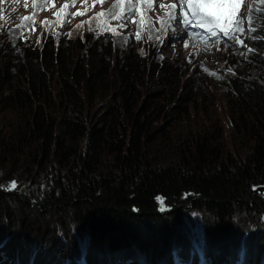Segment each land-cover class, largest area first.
Segmentation results:
<instances>
[{
    "label": "trees",
    "instance_id": "obj_1",
    "mask_svg": "<svg viewBox=\"0 0 264 264\" xmlns=\"http://www.w3.org/2000/svg\"><path fill=\"white\" fill-rule=\"evenodd\" d=\"M256 36H264V21ZM25 46L11 42L0 46V115L17 116L0 140V154L11 158L0 169L16 167L24 172L23 181L34 182L37 173L56 164L59 176L50 196L37 198L42 210H34L29 195L0 190V221L36 213L52 216L63 236L70 225L88 229L97 241L86 254V264H107L104 256L119 251L129 257L161 255L168 248V235L154 238L151 232L162 224L164 207L191 203L194 211L221 226L219 233L233 231L234 216L252 209V203L253 211L264 214V201L252 195L254 187H264V40L253 38L251 48L256 51L250 54L245 73L228 82L232 146L245 149L242 160L225 152L224 132L217 123L214 130L189 133L170 165H159L149 151L183 114V106L193 99L192 90L184 86L180 94L160 90L142 94V75L135 74L136 68L125 60L118 69L111 66L106 62L110 48L105 52L98 43L94 48L101 56L95 57L89 46L84 61L72 58L76 55H70V46L46 40L33 48ZM114 68L116 78L111 80ZM53 75L59 87L56 94ZM31 223L29 219L28 233ZM218 246L228 254L224 241ZM63 253L60 247L53 250L58 259ZM253 253L251 248L249 254ZM250 255L242 264H264ZM2 258L0 264H9V256ZM39 261L35 264H43ZM168 262L175 264L171 256ZM224 262L222 258L216 264Z\"/></svg>",
    "mask_w": 264,
    "mask_h": 264
},
{
    "label": "rangeland",
    "instance_id": "obj_2",
    "mask_svg": "<svg viewBox=\"0 0 264 264\" xmlns=\"http://www.w3.org/2000/svg\"><path fill=\"white\" fill-rule=\"evenodd\" d=\"M137 1L147 3V0H123L122 3L118 0H0V46L2 42H11L15 47L19 43L25 44V48H33L36 43L46 40L55 46H70V55H76V58L72 57L75 61L86 59L85 52L89 46L95 50V57L101 56L98 49L94 48L97 43L105 46V52L110 48L109 59L105 61L111 63V66L115 65L117 69L120 61L124 60L135 67V74L139 77L142 75L139 85L142 94L159 90L164 94H180L184 86L192 90L193 99L183 106V114L168 129V135L159 140L157 147L149 151L159 161V165H170L175 160V153L181 151L189 133L200 129L214 130V124L217 123L224 132L225 152L236 153L241 161L245 149L232 146L228 82L245 73L251 53L246 57L239 53L251 48L253 34L261 28L264 14H253V25L257 29L255 32L233 33L238 40L243 41V45L236 44L232 47L233 42L227 40L224 32L213 34L207 28L191 24L185 28L179 19H170L173 13L180 17V0H166L170 6L177 5L176 9L170 8L168 11L154 12L143 6H133L128 10H133L134 14L128 16L126 7L138 4ZM250 7L264 8V5L256 0H242L237 9V14L243 18L239 24L241 29L249 28ZM183 9L188 11L189 5H183ZM167 13L169 16L166 22L163 16L166 17ZM159 15L158 27L149 25V19ZM125 36L128 37L126 41L123 39ZM91 49L88 48L89 51ZM228 68H232L235 74H229ZM116 71L115 68L112 69L111 80L116 78ZM167 76L169 81L164 83ZM219 76H223V79H218ZM52 82L56 94L59 89L56 75H53ZM98 104L99 107L100 103ZM96 110L97 108L91 110L90 115H94ZM50 112L53 116L57 115L54 110ZM16 121V115H0V140L7 128L15 125ZM7 159L11 158L0 154V166ZM107 166L110 167V164L105 167ZM55 167L56 164H49L43 172L36 174L37 180L34 182L23 181L24 172L16 167H4L5 169H0V181L9 182L15 178L18 185L16 190L4 192L13 196L29 195L34 210H42L37 198L50 196L54 179L59 176ZM252 195H258L264 201L263 193ZM250 206V210L246 208L237 212L233 221L235 227L229 233H219L221 226L203 212L194 211L191 203L176 209L164 207L162 224L151 232L154 238L163 233L168 235V248L161 255L153 257L134 253L129 257L119 251L113 255H105V262L169 264L171 256L175 264H180L181 261L183 264H216L222 258L225 259V264H242V260L250 255L251 248L254 253L250 256L264 261V214L253 211L256 210L253 203ZM29 219L32 220V231L29 230L28 233L26 226ZM56 223L52 216L44 217V214L36 213H31L30 217L14 218L10 222L0 221V249L1 246L4 248L0 259L3 260L2 256H9V264H35L39 260L43 264H85L86 254L95 248L97 240L91 238L88 229L71 225L65 228L69 231L67 236L58 234ZM219 241L226 243L227 255L219 251ZM56 247L64 251V258L53 256ZM131 251L133 250H129L130 254ZM101 257L99 255V259Z\"/></svg>",
    "mask_w": 264,
    "mask_h": 264
},
{
    "label": "snow or ice",
    "instance_id": "obj_3",
    "mask_svg": "<svg viewBox=\"0 0 264 264\" xmlns=\"http://www.w3.org/2000/svg\"><path fill=\"white\" fill-rule=\"evenodd\" d=\"M75 2V0H73ZM118 2H123V0H118ZM257 3L264 5V0H256ZM242 3V0H180L181 13L180 17H177L174 13L170 16V19L176 20L179 19L180 23L187 28L190 24L195 27L207 28L210 33L224 32L227 36V40L232 43V47H235L236 44L243 45L242 40H238L234 32L246 31V32H255L257 29L253 25V14L261 15L264 14V8H249L248 22L249 28L247 30L241 29L239 24L243 19L237 14V9ZM188 4V11H184L183 5ZM149 6L151 7V0H149ZM161 7H164L161 5ZM177 5H171V8L176 9ZM189 13L191 14V19H189ZM83 14V13H81ZM134 14L133 10H129L128 16ZM29 19V18H25ZM23 27V25H21ZM123 27V25H121ZM191 35V33H189ZM136 38L139 39V35L136 34ZM151 38V37H149ZM254 39L264 40V36H256ZM126 41L128 37H123ZM185 47H187V42H185ZM256 50L252 48H246V51L240 52L242 56H247L248 53H254ZM223 67V66H221ZM227 72L234 75L232 68H228ZM218 79H223V76L217 77ZM18 187L17 181L15 178L13 180L0 183V190L4 191H13ZM254 191L256 189H253ZM156 199L163 203V198L157 196Z\"/></svg>",
    "mask_w": 264,
    "mask_h": 264
},
{
    "label": "bare ground",
    "instance_id": "obj_4",
    "mask_svg": "<svg viewBox=\"0 0 264 264\" xmlns=\"http://www.w3.org/2000/svg\"><path fill=\"white\" fill-rule=\"evenodd\" d=\"M132 2V1H131ZM136 2V1H135ZM129 3V2H128ZM137 3L138 4H130L129 6H127L126 7V10H125V12L127 11V12H129V10L128 9H130L131 7H133V6H136V7H141V6H143L145 9H147V10H150V11H168L170 8H171V6L167 3V1L166 0H151V7L149 6V0H147V3L146 4H144V3H141L140 1H137ZM140 4H142V5H140ZM144 4V5H143ZM161 5H163L164 7H161ZM167 16H169V14L167 13L166 14V17H165V15L163 16V20H165L166 21V18H167ZM149 20H151V24L149 23V25H151L152 27H156L157 25H159V23H160V15L159 16H155V17H152V18H150ZM162 20V19H161ZM168 21V20H167ZM166 21V22H167ZM162 22V21H161ZM158 27V26H157ZM151 28V27H150ZM152 29V28H151ZM157 28H155V30H156ZM152 30H154V29H152ZM46 240H47V238H46Z\"/></svg>",
    "mask_w": 264,
    "mask_h": 264
},
{
    "label": "water",
    "instance_id": "obj_5",
    "mask_svg": "<svg viewBox=\"0 0 264 264\" xmlns=\"http://www.w3.org/2000/svg\"><path fill=\"white\" fill-rule=\"evenodd\" d=\"M256 190L252 191V194H264V187H258V188H255Z\"/></svg>",
    "mask_w": 264,
    "mask_h": 264
}]
</instances>
